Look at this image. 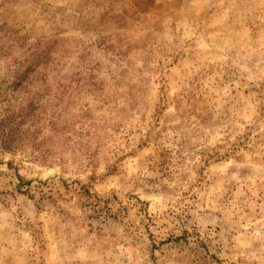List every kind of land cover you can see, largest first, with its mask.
<instances>
[{
  "label": "rangeland",
  "instance_id": "1",
  "mask_svg": "<svg viewBox=\"0 0 264 264\" xmlns=\"http://www.w3.org/2000/svg\"><path fill=\"white\" fill-rule=\"evenodd\" d=\"M0 264H264V0H0Z\"/></svg>",
  "mask_w": 264,
  "mask_h": 264
}]
</instances>
